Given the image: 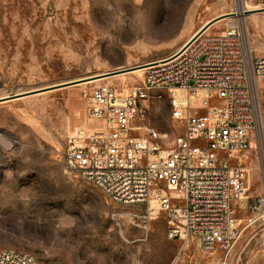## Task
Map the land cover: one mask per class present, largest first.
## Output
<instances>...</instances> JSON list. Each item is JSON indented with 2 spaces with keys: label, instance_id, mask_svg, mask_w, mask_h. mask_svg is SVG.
<instances>
[{
  "label": "rangeland",
  "instance_id": "obj_1",
  "mask_svg": "<svg viewBox=\"0 0 264 264\" xmlns=\"http://www.w3.org/2000/svg\"><path fill=\"white\" fill-rule=\"evenodd\" d=\"M261 9L264 0H0V99L21 95L0 103V250L29 253L38 264H264L255 152L244 165L245 230L227 257L170 239L163 214L151 219L145 209L115 204L64 162L71 138L90 128L88 95L98 84L86 80L145 69L211 21L209 32L229 29L227 20L218 23L228 17L264 57ZM142 76L99 85L131 87ZM149 107L146 124L167 142L181 134L166 91Z\"/></svg>",
  "mask_w": 264,
  "mask_h": 264
},
{
  "label": "built area",
  "instance_id": "obj_2",
  "mask_svg": "<svg viewBox=\"0 0 264 264\" xmlns=\"http://www.w3.org/2000/svg\"><path fill=\"white\" fill-rule=\"evenodd\" d=\"M156 91L168 93L181 131L170 142L146 124ZM263 97L264 57L248 51L243 32L199 33L177 55L146 66L137 85H96L88 134L71 138L64 162L115 204L151 219L163 214L170 239L227 257L245 230L252 152L263 173L254 209L264 213ZM0 264L38 263L3 249Z\"/></svg>",
  "mask_w": 264,
  "mask_h": 264
},
{
  "label": "bare ground",
  "instance_id": "obj_3",
  "mask_svg": "<svg viewBox=\"0 0 264 264\" xmlns=\"http://www.w3.org/2000/svg\"><path fill=\"white\" fill-rule=\"evenodd\" d=\"M245 10V9H244ZM244 13H246V11H240V12H238V17H240L241 18V16H244ZM234 18L233 17H228V18H226V19H224V20H221L220 22H218V23H221V22H223V21H225V20H227L228 22H230L229 23V28H239L242 32H243V36H244V38H245V31L241 28V27H239V26H237L236 25V23L234 22V21H236V20H233ZM245 19V18H244ZM244 19H242V21H244ZM239 20V19H238ZM217 22V21H216ZM217 23V24H218ZM213 25V24H212ZM211 25V26H212ZM206 26V25H205ZM204 26V27H205ZM204 27L202 28V29H204ZM201 29V30H202ZM212 29V27H209V28H206V30H204V32H209L210 30ZM203 32V33H204ZM200 32H198L196 35H198ZM195 35V36H196ZM194 36V37H195ZM194 37L192 38V39H194ZM192 39L190 40V41H188L185 45H183L182 47H180L172 56H174V55H177L178 53H180L185 47H186V45H188V43H190L191 41H192ZM247 49H248V51H252L250 48H249V46H247ZM172 56H170V57H172ZM169 57V58H170ZM168 59V58H167ZM166 59H164V60H161V61H158V62H162V61H165ZM157 63V62H156ZM145 72V69H138L137 68V70H134V71H132V72H128V73H125V74H121V75H118V76H113V77H105V78H101V79H97V80H92V81H90V82H88L87 84H100V83H102V82H105V81H107L108 83H111V82H113V81H121L122 83H123V79L122 78H119V77H125V76H128V75H136V76H138V77H141L142 75H143V73ZM108 83H106V84H108ZM263 99H264V97H263ZM263 218H264V215H263Z\"/></svg>",
  "mask_w": 264,
  "mask_h": 264
},
{
  "label": "water",
  "instance_id": "obj_4",
  "mask_svg": "<svg viewBox=\"0 0 264 264\" xmlns=\"http://www.w3.org/2000/svg\"><path fill=\"white\" fill-rule=\"evenodd\" d=\"M260 11H261V12H264V9H261ZM215 22H216V20H215V21H211L210 23H208V24L204 27V29H202V30L200 31V33H203L204 30H206V28H209V27H210L212 24H214ZM141 67H142V66H141ZM137 68H140V67H137ZM137 68L125 69V70H123V71H118V72L109 73V74H107V75H105V76H106V77H110V76H116V75H118V74L128 73V72H131L132 70L137 69ZM94 79H96V78L88 79V80H86V81L94 80ZM60 87H62V86H60ZM54 88H55V87H54ZM20 96H21V95H15V96H12V97H8V98L0 99V103L14 100V99H16V98H19Z\"/></svg>",
  "mask_w": 264,
  "mask_h": 264
}]
</instances>
